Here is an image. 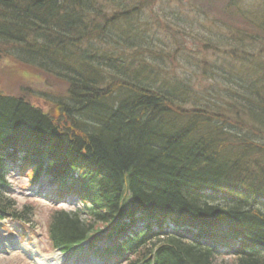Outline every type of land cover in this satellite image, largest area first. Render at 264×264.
Instances as JSON below:
<instances>
[{
    "label": "trees",
    "instance_id": "obj_1",
    "mask_svg": "<svg viewBox=\"0 0 264 264\" xmlns=\"http://www.w3.org/2000/svg\"><path fill=\"white\" fill-rule=\"evenodd\" d=\"M154 1L0 0V61L67 86L46 110L0 92V217H23L3 193L17 164L80 200L51 221L62 251L264 264V0L147 19Z\"/></svg>",
    "mask_w": 264,
    "mask_h": 264
},
{
    "label": "rangeland",
    "instance_id": "obj_2",
    "mask_svg": "<svg viewBox=\"0 0 264 264\" xmlns=\"http://www.w3.org/2000/svg\"><path fill=\"white\" fill-rule=\"evenodd\" d=\"M185 1L187 2V0H175L174 2L173 0H155L149 6L145 16L148 19L151 13H156L157 15L159 11L169 13L178 8L183 9L187 15L191 16ZM66 89L67 86L64 84L53 81L50 77L43 75L35 68L31 69L23 64L21 65L13 58L3 57L0 61L1 94L3 93L11 97L14 96L26 99L30 103L36 104L46 110L49 107L46 103V98L64 99L67 95ZM248 120L251 119L249 118ZM22 177L23 178L20 179H18V176L15 178L10 177L9 181L14 189L13 198L16 202L17 211L19 213L21 212V216H23L25 220H4V227H0L2 230L0 232V237L6 238L9 235L12 236L14 232L17 234L20 233L22 237L20 242L22 247L28 246L32 251L36 250L38 255L52 256L58 252L56 250L57 248L53 246L51 237L49 236L51 221L56 216L54 215L57 211L56 207L63 206L66 208V212L72 213L76 210L75 207L77 206L73 207V204L56 205L43 198L37 197L41 190L43 192L50 190V186L47 187L44 184H39L38 187L36 186L34 188L33 186L31 189V186L29 187V185L26 184L29 179L27 180L24 176ZM7 198L9 200L11 199L10 197H6V199ZM80 206L82 207V205ZM24 210H26V212H24ZM12 241L16 242V240ZM91 252L95 251L91 250ZM95 255L96 257L102 256L100 252H97ZM36 259V257L30 255V251L28 250H26L25 254L19 251L10 252V254L5 255L0 254V264H36ZM224 260H227V263L225 262L226 264H233V260L231 259L224 258Z\"/></svg>",
    "mask_w": 264,
    "mask_h": 264
},
{
    "label": "bare ground",
    "instance_id": "obj_3",
    "mask_svg": "<svg viewBox=\"0 0 264 264\" xmlns=\"http://www.w3.org/2000/svg\"><path fill=\"white\" fill-rule=\"evenodd\" d=\"M63 195H66V194H63ZM170 227H173V230L174 231H171V232H174V233H179L180 231L185 235L187 236L188 235V232L185 231L183 228H176L175 225H170ZM168 227H165L164 229H167ZM106 240L101 242L103 244H105ZM196 244L200 245L198 241H194ZM234 242L236 243V239H234ZM1 243V242H0ZM24 248L28 251H30V255H32L33 257H36V261L35 263L36 264H46L47 260L50 261L49 264H58L60 263L61 264V261L63 260L62 257H60L59 254H53L52 256H44V255H38L37 251L33 250L32 249L30 250V248H28V246H24ZM232 252L231 249L229 248H224L222 252H220L219 254H217L215 257L216 259H223L224 257H228L230 255V253ZM85 253L84 254H81L82 257H84Z\"/></svg>",
    "mask_w": 264,
    "mask_h": 264
}]
</instances>
